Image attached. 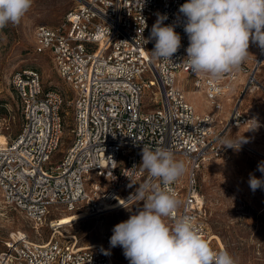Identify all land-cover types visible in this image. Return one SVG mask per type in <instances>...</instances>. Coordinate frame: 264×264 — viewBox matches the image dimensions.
Listing matches in <instances>:
<instances>
[{
    "label": "built area",
    "instance_id": "built-area-1",
    "mask_svg": "<svg viewBox=\"0 0 264 264\" xmlns=\"http://www.w3.org/2000/svg\"><path fill=\"white\" fill-rule=\"evenodd\" d=\"M76 1L60 24L34 29L35 52L51 59L69 89L46 85L38 68L12 75L23 122L16 135L0 134L4 203L36 224L83 209L89 216L103 214L109 206L133 202L129 197L139 184L160 185L141 171V151L167 147L187 167L185 180L170 186L182 201L177 217L193 216L210 247L223 250L211 232L198 174L207 162L229 154L232 148L222 142L234 128L251 130L258 122L241 98L264 88L258 78L264 49L254 42L255 53L238 71L212 80L194 74L185 60L189 40L179 7L187 0ZM157 13L167 14L164 25L175 23L181 37L171 61L154 58L155 40L145 41ZM185 75L190 82L181 80ZM236 84L237 96H227L232 105L226 108L224 97ZM186 85L204 93L211 109L198 111ZM67 127L71 142L53 160ZM52 219V228L59 229ZM166 222L171 226L175 219ZM55 234L38 242L14 233L0 251V264H117L109 239L81 245L76 237Z\"/></svg>",
    "mask_w": 264,
    "mask_h": 264
},
{
    "label": "rangeland",
    "instance_id": "rangeland-1",
    "mask_svg": "<svg viewBox=\"0 0 264 264\" xmlns=\"http://www.w3.org/2000/svg\"><path fill=\"white\" fill-rule=\"evenodd\" d=\"M76 5V0H33L32 6L19 23H9L0 29V134L16 135L23 122L11 82L16 70L38 68L46 85L63 91L69 89L54 70L51 59L35 52L34 29L40 23L60 24L67 11ZM248 51L251 54L256 51L252 40L249 42ZM187 77L182 76L181 80L190 82ZM258 78L264 84V66L259 71ZM186 86L190 90L188 98L198 111L211 109L204 93L193 92L191 85ZM237 88L236 84L224 97L226 108L236 98ZM241 100L242 108L251 113L258 122L251 130L246 127L234 128L228 139L238 141L245 138L247 142L239 150L231 149L225 157L207 162L199 171L198 182L205 197L212 234L221 238L226 250L237 262L264 264V188L253 192L248 183L250 173L257 178L264 177V173L257 170L258 163L264 161V88L246 93ZM65 106H68L67 101ZM71 138L67 127L64 141L53 160H57L61 152L65 151ZM174 158L183 160L180 156ZM183 178L185 180L186 175ZM143 204L144 201L135 199L125 206L93 216H89L86 209L65 212L61 215H50L44 224H36L20 211L6 205L0 190V251L14 233H25L31 240L38 242L51 239L54 233L59 236L57 231L73 236V239L76 237L81 245L110 240L114 226L142 209ZM51 218L54 224L61 225L59 229L52 228ZM72 218L77 219L68 221ZM112 252L117 264H129L120 246L112 248Z\"/></svg>",
    "mask_w": 264,
    "mask_h": 264
},
{
    "label": "clouds",
    "instance_id": "clouds-1",
    "mask_svg": "<svg viewBox=\"0 0 264 264\" xmlns=\"http://www.w3.org/2000/svg\"><path fill=\"white\" fill-rule=\"evenodd\" d=\"M32 3L0 0V29L19 23ZM179 13L185 18L183 27L189 40L185 60L194 74L222 80L241 68L250 54V40L264 49V0H187ZM166 19L167 14L157 13L150 36L144 40H155L150 51L154 58L171 61L181 47V37L175 23L164 25ZM246 142L245 138L224 140L222 147L239 150ZM141 156V171H147L160 185L151 181L139 184L129 198L144 201L143 208L114 226L110 246H120L129 264H237L226 249L210 247L193 216L185 213L177 217L182 201L170 186L187 172L185 162L176 160L167 147H143ZM257 170L264 173V161L258 163ZM248 183L255 192L264 188V177L250 173ZM168 218L175 219L171 226Z\"/></svg>",
    "mask_w": 264,
    "mask_h": 264
},
{
    "label": "bare ground",
    "instance_id": "bare-ground-1",
    "mask_svg": "<svg viewBox=\"0 0 264 264\" xmlns=\"http://www.w3.org/2000/svg\"><path fill=\"white\" fill-rule=\"evenodd\" d=\"M119 205H120V203L119 204H115V205H112V206H109L107 209V211L106 212H109L110 210H112V209H114V208H118L119 207ZM86 212H87V209H86ZM105 213V212H104ZM74 219H77V218H72V219H70V220H68V221H71V220H74ZM59 226H61V225H59ZM63 235V234H62ZM63 236H65V237H67V238H71V237H73V236H66V235H63ZM214 238H216L217 239V243H218V245L224 250V249H226L225 248V245H224V243H223V241L221 240V238L219 237V236H217V235H214L213 236Z\"/></svg>",
    "mask_w": 264,
    "mask_h": 264
},
{
    "label": "crops",
    "instance_id": "crops-1",
    "mask_svg": "<svg viewBox=\"0 0 264 264\" xmlns=\"http://www.w3.org/2000/svg\"><path fill=\"white\" fill-rule=\"evenodd\" d=\"M245 110V109H244ZM246 111V110H245Z\"/></svg>",
    "mask_w": 264,
    "mask_h": 264
}]
</instances>
